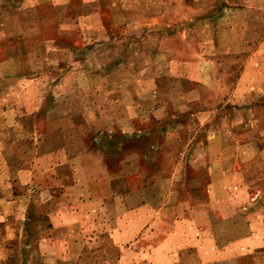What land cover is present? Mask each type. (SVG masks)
I'll use <instances>...</instances> for the list:
<instances>
[{"label": "rangeland", "instance_id": "rangeland-1", "mask_svg": "<svg viewBox=\"0 0 264 264\" xmlns=\"http://www.w3.org/2000/svg\"><path fill=\"white\" fill-rule=\"evenodd\" d=\"M0 264H264V0H0Z\"/></svg>", "mask_w": 264, "mask_h": 264}, {"label": "crops", "instance_id": "crops-1", "mask_svg": "<svg viewBox=\"0 0 264 264\" xmlns=\"http://www.w3.org/2000/svg\"><path fill=\"white\" fill-rule=\"evenodd\" d=\"M201 251V250H200Z\"/></svg>", "mask_w": 264, "mask_h": 264}]
</instances>
